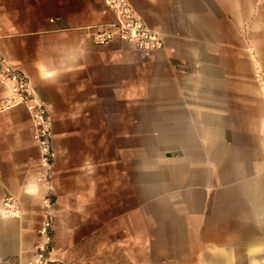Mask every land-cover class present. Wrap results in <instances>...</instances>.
<instances>
[{
  "label": "crops",
  "instance_id": "obj_1",
  "mask_svg": "<svg viewBox=\"0 0 264 264\" xmlns=\"http://www.w3.org/2000/svg\"><path fill=\"white\" fill-rule=\"evenodd\" d=\"M128 1L162 47L95 44L103 0H0V54L47 105L53 153L0 79V202L21 208L0 264L32 258L44 199L56 259L100 231L152 246L153 223L181 263L264 264V0Z\"/></svg>",
  "mask_w": 264,
  "mask_h": 264
},
{
  "label": "built area",
  "instance_id": "obj_2",
  "mask_svg": "<svg viewBox=\"0 0 264 264\" xmlns=\"http://www.w3.org/2000/svg\"><path fill=\"white\" fill-rule=\"evenodd\" d=\"M113 13L114 21L109 25H98L92 32L95 44H106L120 39L132 44L142 51L163 46L159 31L149 27L135 11L128 0H103ZM0 79L10 83L12 103H25L34 123L33 137L42 152L45 164L52 158L51 149V116L47 105L36 95L26 74L15 64L10 63L0 54ZM51 200L44 199L45 216L38 228V240L35 243L36 257L41 261L51 242L52 221L49 211ZM19 203L6 195L0 202V215L17 216L20 214ZM46 262H44L45 264Z\"/></svg>",
  "mask_w": 264,
  "mask_h": 264
},
{
  "label": "rangeland",
  "instance_id": "obj_3",
  "mask_svg": "<svg viewBox=\"0 0 264 264\" xmlns=\"http://www.w3.org/2000/svg\"><path fill=\"white\" fill-rule=\"evenodd\" d=\"M51 221L53 228L52 216ZM152 226L154 235L152 246L143 247L142 238L136 231H100L87 236H76L74 244L66 250L65 255L60 254V259L55 258L57 252L51 236L49 248L41 261L37 260L34 247L33 256L26 264H44L48 260L59 261L62 264H187L180 262L178 257L180 249L167 246L170 242L165 241L166 233H160L161 225L152 223ZM176 257L179 262H176Z\"/></svg>",
  "mask_w": 264,
  "mask_h": 264
},
{
  "label": "trees",
  "instance_id": "obj_4",
  "mask_svg": "<svg viewBox=\"0 0 264 264\" xmlns=\"http://www.w3.org/2000/svg\"><path fill=\"white\" fill-rule=\"evenodd\" d=\"M45 264H62V263L55 260H48Z\"/></svg>",
  "mask_w": 264,
  "mask_h": 264
}]
</instances>
